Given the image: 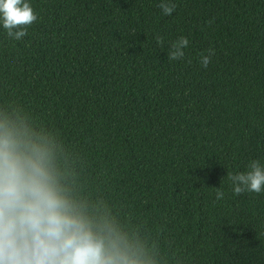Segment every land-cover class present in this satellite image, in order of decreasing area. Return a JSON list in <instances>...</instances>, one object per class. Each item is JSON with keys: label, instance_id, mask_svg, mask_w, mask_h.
<instances>
[{"label": "trees", "instance_id": "1", "mask_svg": "<svg viewBox=\"0 0 264 264\" xmlns=\"http://www.w3.org/2000/svg\"><path fill=\"white\" fill-rule=\"evenodd\" d=\"M29 2L23 37L0 28V120L157 264H264V191L227 176L264 165V0Z\"/></svg>", "mask_w": 264, "mask_h": 264}, {"label": "clouds", "instance_id": "2", "mask_svg": "<svg viewBox=\"0 0 264 264\" xmlns=\"http://www.w3.org/2000/svg\"><path fill=\"white\" fill-rule=\"evenodd\" d=\"M164 16L173 0H160ZM36 20L29 0H0V28L13 39ZM162 38L156 36L157 43ZM188 38L179 36L167 57L184 56ZM212 50L201 55L207 67ZM233 194L264 191V165L251 160L245 171L228 173ZM225 193L217 188L215 198ZM0 264H157L111 221L89 216L60 184L49 146L26 130L0 120Z\"/></svg>", "mask_w": 264, "mask_h": 264}]
</instances>
